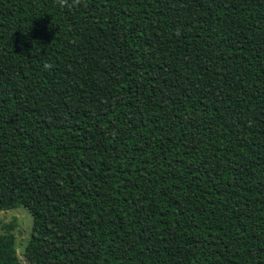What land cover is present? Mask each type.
Here are the masks:
<instances>
[{
  "label": "trees",
  "instance_id": "16d2710c",
  "mask_svg": "<svg viewBox=\"0 0 264 264\" xmlns=\"http://www.w3.org/2000/svg\"><path fill=\"white\" fill-rule=\"evenodd\" d=\"M19 206L28 264H264V0H0Z\"/></svg>",
  "mask_w": 264,
  "mask_h": 264
},
{
  "label": "rangeland",
  "instance_id": "374dc122",
  "mask_svg": "<svg viewBox=\"0 0 264 264\" xmlns=\"http://www.w3.org/2000/svg\"><path fill=\"white\" fill-rule=\"evenodd\" d=\"M32 217L30 213L22 206L17 208L0 211V229L9 225V229L15 235V247L19 259L28 264L24 258L23 251L28 241L31 230Z\"/></svg>",
  "mask_w": 264,
  "mask_h": 264
},
{
  "label": "clouds",
  "instance_id": "9594fccd",
  "mask_svg": "<svg viewBox=\"0 0 264 264\" xmlns=\"http://www.w3.org/2000/svg\"><path fill=\"white\" fill-rule=\"evenodd\" d=\"M56 2L59 5V7H61V8L71 7V6L81 4V0H71V3L69 2V0H56ZM43 67L45 70H49L52 68V64L49 62H45Z\"/></svg>",
  "mask_w": 264,
  "mask_h": 264
}]
</instances>
